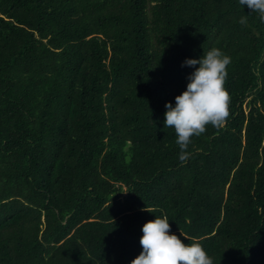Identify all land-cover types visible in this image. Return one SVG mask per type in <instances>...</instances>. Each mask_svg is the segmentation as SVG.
<instances>
[{
	"label": "trees",
	"instance_id": "16d2710c",
	"mask_svg": "<svg viewBox=\"0 0 264 264\" xmlns=\"http://www.w3.org/2000/svg\"><path fill=\"white\" fill-rule=\"evenodd\" d=\"M248 11L0 0V264H130L155 216L214 264H264V22ZM211 48L231 57L230 115L181 164L164 105Z\"/></svg>",
	"mask_w": 264,
	"mask_h": 264
},
{
	"label": "clouds",
	"instance_id": "9594fccd",
	"mask_svg": "<svg viewBox=\"0 0 264 264\" xmlns=\"http://www.w3.org/2000/svg\"><path fill=\"white\" fill-rule=\"evenodd\" d=\"M241 8L258 14L264 22V0H239ZM241 25H247L246 16H241ZM231 57L219 48H211L198 58H185L182 66L193 70L187 74L185 89L174 97V103L165 102L164 128H172L179 147L181 164L191 157L189 146L192 137L200 136L211 125L219 130L227 121L230 112V96L225 88ZM141 251L130 264H214L202 244L192 243L173 232L166 216H155L141 226Z\"/></svg>",
	"mask_w": 264,
	"mask_h": 264
}]
</instances>
